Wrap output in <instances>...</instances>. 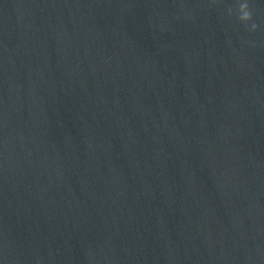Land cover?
Returning <instances> with one entry per match:
<instances>
[{
	"label": "water",
	"instance_id": "1",
	"mask_svg": "<svg viewBox=\"0 0 264 264\" xmlns=\"http://www.w3.org/2000/svg\"><path fill=\"white\" fill-rule=\"evenodd\" d=\"M239 2L0 0V264H264Z\"/></svg>",
	"mask_w": 264,
	"mask_h": 264
},
{
	"label": "clouds",
	"instance_id": "2",
	"mask_svg": "<svg viewBox=\"0 0 264 264\" xmlns=\"http://www.w3.org/2000/svg\"><path fill=\"white\" fill-rule=\"evenodd\" d=\"M230 14H231V12H230ZM236 14H237L238 19L241 22L245 23L246 25L248 24V22L251 21L252 13L248 7L246 0H240L238 7L236 9ZM256 27H257L256 24H254V23L251 24L252 30H255Z\"/></svg>",
	"mask_w": 264,
	"mask_h": 264
}]
</instances>
